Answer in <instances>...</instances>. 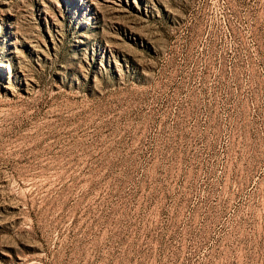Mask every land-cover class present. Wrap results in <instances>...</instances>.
<instances>
[{"label":"rangeland","instance_id":"obj_1","mask_svg":"<svg viewBox=\"0 0 264 264\" xmlns=\"http://www.w3.org/2000/svg\"><path fill=\"white\" fill-rule=\"evenodd\" d=\"M0 264H264V0H0Z\"/></svg>","mask_w":264,"mask_h":264}]
</instances>
